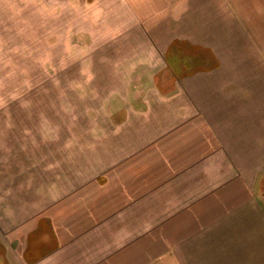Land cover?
<instances>
[{
	"label": "rangeland",
	"instance_id": "obj_1",
	"mask_svg": "<svg viewBox=\"0 0 264 264\" xmlns=\"http://www.w3.org/2000/svg\"><path fill=\"white\" fill-rule=\"evenodd\" d=\"M180 1L176 9H188L186 1ZM118 2L0 0V264H73L72 245L57 249L52 257H42L38 252L49 249H37L42 240L29 247L28 229L38 221L41 226H50L51 217L62 220L72 216L70 206L79 203L82 196H103L106 189L111 191L113 187L119 191L124 187L135 195L140 189L147 190L140 215L136 206L129 209L131 228L134 221H139L140 227L146 225L147 232L153 221L164 216V208L154 206L163 205L161 199L169 198V191L164 189L174 179L169 176L172 162L180 168L184 164V160H171L169 135L181 131L179 127L199 113L196 108L201 101H211L217 93L222 94L218 97L222 100L226 94L229 105L250 100L240 89L249 88V67L254 64L244 60L235 63L229 49L215 46L216 33L209 35L200 27L194 32L180 31L175 33L181 37L178 46L164 49V33L149 30L141 21L134 19L132 26L114 24L113 17L124 14ZM206 40L212 48L192 46L193 42ZM256 66L258 71H264V64ZM197 72H210V78L198 82L191 78ZM193 85L198 94L204 91V99L196 94L184 95L189 87L194 93ZM258 113L264 115V111ZM227 126L228 123L221 127L212 120L205 121L204 137L194 138L195 143L179 135L189 141L179 149L182 156L185 152L191 154L190 145L197 153L193 161L185 160L187 167L200 168L201 174L189 177L188 189L180 185L175 199L199 200L201 192L212 191L214 184L224 181L228 186L238 179L236 176L231 181L233 172L255 162L257 165L252 167L260 169L255 191L262 211L259 209L255 222L259 236L250 241V249L237 252L234 260L225 256L227 263L223 257L220 262L234 264L240 259L242 264L249 260L251 264H264V158L257 162L239 159L228 141ZM238 129L245 135L246 127ZM218 130L221 136L217 138L214 133ZM157 138L165 141L154 143ZM253 146L242 150L243 155L250 158ZM182 179L178 184L186 183L184 176ZM128 183L130 186H125ZM118 194L123 195L121 191ZM250 210H244L246 221ZM201 215L207 216L208 223L210 214L204 211ZM243 226L250 227L246 223L237 230L241 232ZM211 227L209 236L213 235ZM232 230L234 227L226 226V231ZM130 236L131 244L137 234L131 232ZM44 237L50 241L51 235ZM164 237L162 233L155 240V235L146 234V264H154L150 259L154 247L164 252L162 259H167L171 249L167 253L165 250L173 244L168 235ZM211 238L208 242L195 240L193 246L203 244L208 248L210 263L214 262L210 259L213 249L222 246L226 252L230 246L220 240L222 245L214 247L212 243L217 240ZM194 252L185 255L182 251L181 257L174 258L181 264L185 258L195 262Z\"/></svg>",
	"mask_w": 264,
	"mask_h": 264
},
{
	"label": "crops",
	"instance_id": "obj_2",
	"mask_svg": "<svg viewBox=\"0 0 264 264\" xmlns=\"http://www.w3.org/2000/svg\"><path fill=\"white\" fill-rule=\"evenodd\" d=\"M184 1H186L188 9L182 7L181 10H178L176 9L179 5L178 0H120L118 5L120 4L119 6L124 14L121 18L113 17V21L116 26H132V24L141 21L149 30L152 31L154 28V31L164 33L165 40L167 38L166 41H162V48L164 49L178 46L181 37L175 36V33L180 31L194 32L198 31L200 27L202 32H207L209 35L211 32L213 33L212 36L216 33L217 43L215 46L221 49H229L232 52L230 57H234L235 63L237 60H244L246 64H254L253 68L249 67V80L251 81L249 88L240 89L244 95L249 96L250 100H243L238 104L229 105L227 103V101H230L229 95L226 99V94H224L223 97L225 98L222 100L218 98L222 94L217 93L216 98L213 96L211 101H201V105L198 109L196 108L199 113L193 120L184 122L179 127L181 131L177 130L175 134L169 135L167 139H170L167 142L170 144L168 153L172 155L171 160H184V164L180 168L178 164L173 166L176 162L171 161L169 172L172 175L169 176H173L174 179L170 183H166L170 188L165 187L164 189L166 193L169 191V198L168 200L161 199L164 200L163 205L159 206L158 203L157 205L155 203L154 206L155 209H158V207L164 208L165 211L162 209L164 212L161 214L164 216L160 220L153 221V227L149 225L148 228L150 229L147 232L145 224H141L140 227L139 221H134L131 228L129 220V209L132 205L136 206L138 215H140V208L145 207L147 190L140 189L135 195L131 194L129 189L125 190L122 187L120 191L123 195L120 196L118 194L120 191L113 187L111 191L106 189L103 196L98 194L94 196L92 193L87 199H84L86 198L85 195L82 196L83 199L81 197L77 201L79 203L70 206V209L73 210L72 216L67 215L62 220L51 217L50 226H41V221H38L35 227L29 228L28 246L32 247V243L36 245L42 240V245L39 244L37 249H49L47 252L45 250V252H38L42 257H52L57 249L72 245L74 251L73 264H146L144 258L146 234L155 235L156 240L164 233V238L166 239V235H168L172 244L178 247L174 248L173 245H170L168 249L166 248L165 252L171 249L168 253L166 252L167 259L163 258L166 261H162L161 256L164 253L162 250L152 248L154 254L150 259H153L154 264H161L162 262L181 264L177 263L174 257L179 255L181 257L183 255L181 254L182 251L185 255H188L191 250L195 251V262H190L185 258V262L182 264H225L220 262L222 257L225 262V256H230L234 260L237 252L250 249V246L252 247L250 241L256 240L259 236L258 224L255 222L259 219L260 208H258L259 204L255 191L257 174L260 169L257 171L252 166L257 165L254 161L257 162L258 159L264 158V115L260 116L258 113V111H264V71L263 69L258 71L256 66L257 63L264 64V0H181L180 2ZM180 6H182L181 3ZM128 7L132 11L128 10ZM187 41L188 37L185 36V42L188 43ZM194 45L196 47L212 48L207 40L199 44L193 42L192 46ZM238 49L240 50L238 51ZM236 52H239V54L234 55ZM164 53H167V51L165 50ZM227 54L229 55L230 52H227ZM209 74L210 72L192 73L191 78L200 82L209 79ZM200 85L204 86V83H200ZM193 86L192 92L194 93H191V87H189L184 91V95L196 94L198 98L205 97L203 95L204 91L202 94H198V89L196 90ZM200 89L204 88L201 87ZM190 109L195 110L193 107H190ZM210 120L220 124L221 127H225L228 123L227 127H230L229 132H227L228 141L234 145L233 151H236L237 155L239 153V159L254 160V163L250 162L247 165L248 167H242L233 172L234 177H230L231 181L236 176H238V179H234L233 182L230 181L231 183L228 186L225 185L226 181H224V183L214 184L216 187H213L212 191L201 192L198 195L199 200L175 199L180 185L184 186L185 190L188 189L190 185L187 183L189 177L201 174L200 168H188V164L185 162V160L193 161L196 158L197 153H195L194 148L193 151L191 148L194 145L189 146L191 154L185 152L182 156V151H179V149H182L181 145L183 143L186 144L189 141L195 143L192 141L194 138L204 137L205 121L209 122ZM238 127L247 128L245 135ZM187 133L190 134L191 139ZM180 134L189 141H183V138H179ZM220 136L219 130L214 133V137L218 138ZM159 140L165 141L164 138H157L154 143L159 142ZM226 141V139H223L222 143L226 144ZM248 145H254L253 147H255L250 153V158L243 155V151ZM257 145H259V148ZM183 176L186 183L178 184V180H181ZM104 186L106 187V185ZM125 186L130 185L128 183ZM140 197L142 198L140 199ZM247 207L251 208L248 221L244 218V210ZM204 211L210 214L208 223L205 219L207 216L201 215ZM156 214L158 215L157 211H155ZM246 223L250 225L248 229L243 226L241 232L237 230L238 226ZM253 224H257V226L253 227ZM226 226L230 229L234 227V231H226ZM210 227L212 234L215 236L208 235L210 234ZM131 232L137 234V240L133 241L137 243L131 242L130 244ZM49 234L51 238L50 241L48 239L47 241L44 236L48 237ZM195 235L197 236L195 237ZM209 237H213L211 238L213 241L217 240V243H212L214 247L215 244L216 246L222 245L219 243L220 240L226 241L230 245L226 252L222 246L219 248V250H222L221 253L218 249V251L213 249L212 256L209 254L210 259L214 261L212 263L207 258L208 248L203 247V244H200L199 247L201 248L193 247L195 240L201 239L203 242H208ZM67 242L70 243L66 244ZM188 244H190V247L185 248ZM224 245L226 246L225 243ZM79 247L80 251L77 250ZM140 247L143 252L142 249H139ZM185 250H187V253ZM200 251L205 252V254L199 255ZM197 255L199 256L197 257ZM240 255L242 254L240 253ZM67 260L69 259L67 258ZM239 260L234 264H242ZM255 260L256 256L251 262ZM64 261L66 262V259ZM63 264L65 263L63 262ZM247 264H251L250 260Z\"/></svg>",
	"mask_w": 264,
	"mask_h": 264
}]
</instances>
